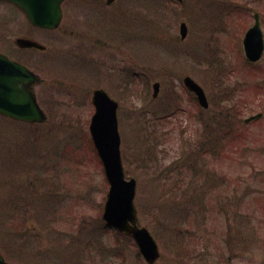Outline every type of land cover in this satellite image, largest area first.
<instances>
[{
  "label": "rangeland",
  "instance_id": "obj_1",
  "mask_svg": "<svg viewBox=\"0 0 264 264\" xmlns=\"http://www.w3.org/2000/svg\"><path fill=\"white\" fill-rule=\"evenodd\" d=\"M64 11L47 32L0 3V51L39 75L48 117L0 118L7 262L146 264L102 217L109 184L88 125L92 91L103 88L119 102L122 158L137 181L139 221L160 250L156 264H264V57L249 63L242 48L255 11L264 32V0H73ZM18 37L48 49L20 50ZM186 76L204 88L208 109ZM19 186L31 195L10 202Z\"/></svg>",
  "mask_w": 264,
  "mask_h": 264
},
{
  "label": "water",
  "instance_id": "obj_2",
  "mask_svg": "<svg viewBox=\"0 0 264 264\" xmlns=\"http://www.w3.org/2000/svg\"><path fill=\"white\" fill-rule=\"evenodd\" d=\"M0 1L17 6L32 25L44 29H55L61 23L62 3L65 0ZM113 1L108 0V4ZM181 34L182 38L187 35L185 23L181 24ZM17 44L23 48L46 49L45 46L27 39H18ZM244 44L249 60L256 61L261 58L264 40L258 15H256V24L248 31ZM38 82V76L27 67L9 60L0 53V114L26 122H45L46 115L40 108L33 91V86ZM185 84L190 90L200 94L206 106L202 89L190 78L185 80ZM154 88L156 94L159 84H155ZM93 103L96 106V112L91 121L90 131L111 185L103 217L109 225L132 235L145 259L149 263H154L159 257L158 246L147 229H140L137 226L138 214L134 204L136 181L125 179L118 131V103L104 90L94 91ZM0 264H8L1 254Z\"/></svg>",
  "mask_w": 264,
  "mask_h": 264
},
{
  "label": "flooded vegetation",
  "instance_id": "obj_3",
  "mask_svg": "<svg viewBox=\"0 0 264 264\" xmlns=\"http://www.w3.org/2000/svg\"><path fill=\"white\" fill-rule=\"evenodd\" d=\"M23 51H24V50H23ZM25 52H28V51L25 50ZM45 52H46V51H45ZM45 52H43V53H45Z\"/></svg>",
  "mask_w": 264,
  "mask_h": 264
}]
</instances>
